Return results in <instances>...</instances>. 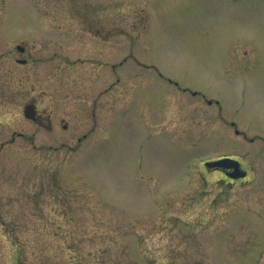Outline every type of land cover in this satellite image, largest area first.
<instances>
[{
  "label": "rangeland",
  "instance_id": "374dc122",
  "mask_svg": "<svg viewBox=\"0 0 264 264\" xmlns=\"http://www.w3.org/2000/svg\"><path fill=\"white\" fill-rule=\"evenodd\" d=\"M255 113L264 0H0V264H264Z\"/></svg>",
  "mask_w": 264,
  "mask_h": 264
},
{
  "label": "flooded vegetation",
  "instance_id": "af4514ba",
  "mask_svg": "<svg viewBox=\"0 0 264 264\" xmlns=\"http://www.w3.org/2000/svg\"><path fill=\"white\" fill-rule=\"evenodd\" d=\"M19 45V46H18ZM15 49L19 53H23L25 51V48L20 44H15ZM16 62L24 63L25 58H15ZM169 82H172L170 79H167ZM32 104V103H30ZM34 106V122L39 121V117L37 115V111ZM252 123H251V130L254 132L253 135L248 139V141L252 144V151H251V157L252 162L250 163V173H252V180L257 181L264 177V169L257 171L258 167L262 169L264 167V157H261L260 154L264 152V114L255 113L251 114ZM259 118V124L255 123V118ZM235 134H239V131L237 129L234 130ZM244 137V135H243ZM221 157H231L233 158L234 162L232 165H222V166H215V167H206L209 170H216L219 171L226 179H228V182L232 183L237 181L244 180L249 173V168L243 163L241 158L239 156L233 157L229 155H224ZM218 157V158H221ZM214 159V158H213ZM210 159V160H213ZM259 162V164L257 163ZM254 165V166H253ZM259 184V182H258Z\"/></svg>",
  "mask_w": 264,
  "mask_h": 264
},
{
  "label": "trees",
  "instance_id": "16d2710c",
  "mask_svg": "<svg viewBox=\"0 0 264 264\" xmlns=\"http://www.w3.org/2000/svg\"><path fill=\"white\" fill-rule=\"evenodd\" d=\"M64 263L65 261L61 263L58 259H53L49 256H44L42 253H40V258L35 264H64ZM12 264H27V260L24 257L17 255V257H13Z\"/></svg>",
  "mask_w": 264,
  "mask_h": 264
},
{
  "label": "water",
  "instance_id": "95a60500",
  "mask_svg": "<svg viewBox=\"0 0 264 264\" xmlns=\"http://www.w3.org/2000/svg\"><path fill=\"white\" fill-rule=\"evenodd\" d=\"M34 114H35L34 106L32 104L26 105L25 108H24V115H25V117L26 118H30V119H34ZM221 161L219 160V161H215V162H212V163H206V164L208 166L215 167L218 164H220Z\"/></svg>",
  "mask_w": 264,
  "mask_h": 264
}]
</instances>
